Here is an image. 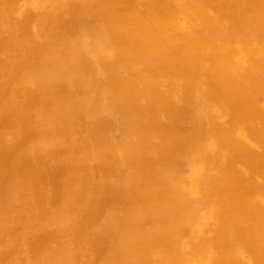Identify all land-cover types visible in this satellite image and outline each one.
Returning <instances> with one entry per match:
<instances>
[{
	"label": "bare ground",
	"instance_id": "6f19581e",
	"mask_svg": "<svg viewBox=\"0 0 264 264\" xmlns=\"http://www.w3.org/2000/svg\"><path fill=\"white\" fill-rule=\"evenodd\" d=\"M0 264H264V0H0Z\"/></svg>",
	"mask_w": 264,
	"mask_h": 264
}]
</instances>
